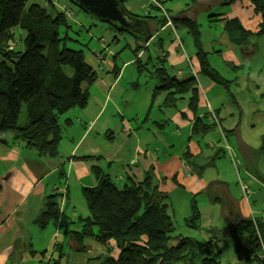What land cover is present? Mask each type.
Wrapping results in <instances>:
<instances>
[{"label":"crops","instance_id":"obj_1","mask_svg":"<svg viewBox=\"0 0 264 264\" xmlns=\"http://www.w3.org/2000/svg\"><path fill=\"white\" fill-rule=\"evenodd\" d=\"M121 1L126 11H130L133 6L138 5L142 11L146 12L147 8L151 7L156 13L152 15V11H148L147 14L143 13L140 15L133 13L134 15L131 14L133 16H148L149 18L157 16L159 21H163L161 24L157 20L147 19L151 37L141 45L143 48L136 46L133 50L136 58L134 63L136 64L138 60L141 62H139L140 64L147 65L144 68L149 70V65L152 64L153 60L151 55H148L144 49H147V45H150L157 39L158 34L164 29L174 30V21L170 19L167 10L164 9L167 2L172 0ZM164 2L166 4L162 5ZM183 16L184 13L176 18L178 19ZM186 17L197 21V18L193 15L187 14ZM256 28L252 32H255ZM176 40L178 46L181 48L180 41ZM247 48L252 52V46ZM155 50L157 52L156 57L162 60L160 63L151 65L153 73H155L157 68H160L166 72L167 76L175 75L181 80L193 79L199 91V104L195 114L189 112L188 94L171 95L170 90H162L157 91L158 93L154 95L156 86L159 85L157 75V84L154 86L151 100L142 99L135 102V98L129 90L121 85V78L119 75L117 76V70L115 69L114 77L109 74L108 79L106 77L101 79V90L98 91L97 95L98 101L94 104L96 105L95 111L87 108V102L86 108L74 110L72 113L66 112L60 118V124H64L66 120L71 123L65 129L66 141L70 140L68 153L59 154L53 160L49 158L39 160L33 157L31 152L26 151L20 143H14L12 136L3 139L5 144L0 143V264H20L38 259L42 261V258L51 257L54 254L52 249L55 245H58V249H61V245L55 244L56 242L54 243V241H57L61 237L62 204L70 200L69 182L74 180L80 191L82 188L91 187L95 183L90 172L89 162L74 158L78 156L100 157L98 165L110 178L112 166L121 165L122 172L119 175L121 181L127 179L128 175L132 172L137 181H140L149 171L152 173L153 182L157 185L158 191L167 194L169 201L171 189H181L186 193L194 192L192 196L195 197L198 211L201 214V222L203 218L208 219L203 222L201 231L186 228L188 230L186 232L187 236L198 241H201L203 238H212L215 241L219 240L222 233L227 231H225V227L229 226L230 230L233 228L235 218H237L236 220L249 219L244 212L245 209L247 213L253 214V211L249 208V199L257 193L264 191V185L261 182L257 184L255 191H252L248 185L242 182L239 177V171L235 167L237 177L235 184H238L237 186H240L241 190L236 195L231 182L226 178L213 179L211 181L203 178L205 170L202 166L217 167L216 159H221V155H226L223 149L219 151L217 145L205 142L206 153L200 160H196L203 151L199 152L197 147L189 144L188 150L181 154L175 142L163 135L164 125H166L165 121L169 119V111L179 113L184 121L191 124L189 141L193 138H204L210 129H217L220 132L219 140L221 139L227 143V136L233 137V135H237L239 127L232 117L234 116L233 111L228 106L215 109L213 101L210 104L208 102L205 104L200 103V97L214 87L215 83L201 73L197 58L198 52L192 58L181 59V53L175 42H172L171 49L167 51H164L161 43L158 46L155 44ZM199 51L202 55H206L202 49ZM174 58L181 60L174 63H181L182 67H173L172 72L174 71V73H171L166 64L172 63ZM185 71L188 74L186 77H183ZM248 83H251L250 87L259 88L255 92L262 91L264 93V74L260 76H246L242 82V87H247ZM159 94L163 98L161 107L169 113L163 115L166 119L156 121L150 117V112L151 106ZM181 96L187 97V101L183 105L186 111L178 108V101ZM121 103L123 110H121ZM202 116H207L206 122L213 124V127L202 135H192L194 119ZM72 118H76L77 125H74ZM178 123L182 129L187 125L185 122ZM108 129L111 130L110 136L105 134ZM179 137L180 135L177 138ZM60 145L61 141L59 148ZM241 145L248 148L246 143L241 142L239 147ZM226 150L232 162L235 160L233 156L238 161V153L234 149L231 150L226 145ZM29 155L30 162L33 164H28L29 159L27 156ZM243 156L245 160H248L245 152ZM18 158H21V165L9 164L11 159L15 160ZM27 165H29L28 168ZM60 172H62V175L59 176ZM47 181L50 182L47 184ZM204 187L205 190H202ZM246 192L248 193L247 195L245 194ZM51 194H58L60 211L54 219L56 222L52 224L55 228L50 243L46 244L43 242V232L34 224V220L42 210L45 198ZM241 201H245L246 206H242ZM257 219H262L258 220L262 225V233H259L262 247L259 256L264 257V211H262L261 216H257ZM52 221L47 228L51 225ZM213 228L214 234L212 233L213 235H211L209 230ZM202 230L208 232L205 233ZM111 243L113 244V242H110L108 245ZM113 247H115L114 244ZM219 249H221L222 255L221 245ZM118 253L119 250L117 255ZM233 253L235 254L234 249ZM234 256L239 260H245L244 257L239 258L236 254Z\"/></svg>","mask_w":264,"mask_h":264},{"label":"trees","instance_id":"obj_2","mask_svg":"<svg viewBox=\"0 0 264 264\" xmlns=\"http://www.w3.org/2000/svg\"><path fill=\"white\" fill-rule=\"evenodd\" d=\"M46 1L53 6V0ZM221 1L222 5H231L238 0ZM119 2L123 6L122 1ZM250 2L260 21L255 32L242 31L245 35L264 36V0ZM188 3L196 9L205 6L204 0H189ZM184 16L180 21L191 28L197 43L196 23L187 18L186 13ZM135 17L159 21L157 16ZM69 25L63 11L51 12L39 3L29 4V0H0V143L5 144L2 136L11 133L14 143H20L38 159L53 160L59 156L64 129L60 118L70 109L86 107L88 87L97 79V72L85 62L83 53L65 45ZM61 27L66 29L62 36ZM15 28L25 32L24 37L19 38L23 49L17 48ZM199 50L197 58L201 73L215 84L226 85ZM139 62L136 61L139 67L147 66ZM155 73L159 85L154 95L162 90H170L171 95L188 94L189 112L195 114L199 91L193 79L167 76L160 68ZM83 85L87 87L83 88ZM206 118L194 119L192 135H202L213 127ZM64 125L70 126L71 123L66 120ZM110 132L108 129L105 134L110 136ZM74 158L89 162L95 181L93 186L81 190L88 211L84 218L87 228L84 234H90V229L95 226L98 229L96 241L103 246L113 242L119 250L117 256H109L102 264H220L219 247L229 237L234 238L235 254L239 258L244 257L246 264H264V257L259 256L262 225L258 220L262 219H238L231 232L222 233L216 241L212 238L198 241L177 234L172 236L177 228L169 214V196L158 191L152 173L148 171L142 180L137 181L132 172L123 188H119L98 165L100 157ZM190 203L191 216L185 219V226L201 231L195 197ZM59 211L58 194L47 196L34 224L45 230ZM209 231L214 234V228Z\"/></svg>","mask_w":264,"mask_h":264},{"label":"rangeland","instance_id":"obj_3","mask_svg":"<svg viewBox=\"0 0 264 264\" xmlns=\"http://www.w3.org/2000/svg\"><path fill=\"white\" fill-rule=\"evenodd\" d=\"M53 1V6H50L46 0H29V4L39 3L51 12H65L68 24H70V28L67 29L68 37L64 42L65 45L70 49L80 50L83 53L85 62L97 72L96 81L88 87L90 97L87 108L89 110L95 111L96 105L94 104L98 101L97 95L98 91L101 90V79L105 77L108 79L110 75L114 77V71L116 70L117 76L119 75L121 78V85L129 90L135 98V102L142 99L150 101L154 86L157 84L156 74L152 72L153 67L151 65L160 63L162 60L156 57L155 44L158 46L161 43L164 51H167L171 49L172 42H175L181 53V59L192 58L199 48L202 49L206 54L205 57L209 66L223 77L226 85L215 84L209 91H206L205 95L200 97V103L205 104L208 102L210 104L213 101L215 109L228 106L233 111L234 116L232 117L239 127L237 135H233V137L227 136L226 143L221 139L219 140L220 132L217 129H210L204 138H193L189 141L191 124L184 121L180 117V114L175 111H169L170 113L164 111V108L161 107L163 99L161 94L157 95L151 106L150 117L156 121H161V119H166L163 115L169 113V119H166V125H164L162 133L166 138L175 142L181 154L188 150V145L190 144L197 147L199 152L203 151L196 159L200 160L206 153L205 142H211L217 145L219 151L222 149L225 151V156L221 155V159H216L217 167L202 166L205 170L204 179L211 181L213 179L226 178L231 182L236 195H238V192H241L240 186L235 184L237 181L236 169H238L242 182L248 185L252 191H255V187H257L259 182L264 185V93L262 91L255 92L259 88L250 87L251 83H248L247 87H242V82L246 76H260L264 74V36H256L250 33L245 35L242 31L243 29L249 32L254 31L260 19V16L254 12L250 0H238L231 5H222L221 0H215L217 1L216 4L215 1L204 0L205 6H200L197 9L189 5L188 0H172L167 2L164 9L167 10L170 19L174 21L175 27L174 30L164 29L158 34L157 39L150 45L148 44L147 49H144L148 55H151L153 60L152 64L149 65V70L143 66L139 67L134 63L136 58L133 50L136 46H141L143 43L138 42L125 32L115 30L107 23L96 20L76 6L71 5L67 0ZM165 4L166 2L162 3V5ZM131 9V12L127 10L130 14H147L148 11H152V15L156 14L151 7H148L146 12L142 11L138 5L133 6ZM180 12L193 15L197 18V21H195L196 30L198 31L197 43L191 28L180 21V18H176L182 14ZM65 30L63 27L59 29L61 36ZM13 32L17 37V48L23 49L19 38H23L25 32L19 28H15ZM176 39L180 41L181 48L178 46ZM250 46L253 48L252 52L248 49L244 51V47ZM176 61L180 62L181 60L174 58L172 63L166 64L171 73H174V71L172 72L173 67H182L181 63L175 64L174 62ZM187 74L188 72L185 71L183 77H186ZM85 87L87 86L83 85V88ZM186 101V96L179 98L178 108L180 110L184 109L183 111H186L183 108ZM74 110L82 109L73 108L68 112L72 113ZM121 110H123L122 103ZM72 120L74 125H77L76 118H72ZM178 122H185L187 125L182 129ZM63 127V138L58 149L59 154L68 153L70 145V140L66 141L65 137L67 126L63 124ZM179 135L180 137L177 138ZM11 136V133H7L2 136V139ZM241 142L246 143L248 148L242 145L239 147ZM226 145L238 153L239 162L233 156L235 165L226 150ZM244 152L247 154L248 160L243 158ZM27 158L29 159L28 164H33L30 162V155ZM20 159H11L9 164L21 165L22 161ZM39 160L44 159L40 158ZM121 172V165L112 166L110 169L111 179L119 188H123L124 184L128 181L127 179L120 180L119 175ZM49 182L47 181V184ZM69 185L70 200L62 204L61 237L57 241H54V243L56 242L55 244L61 245V249H58V245H55L52 249L54 254L51 257L42 258V261L38 259L20 264H102L109 256L117 255L118 250L113 247L112 243L106 247L98 244L96 241L97 227L93 226L90 229V234H84V230L87 229L84 221V218L88 216L87 206L79 187L77 188L76 182L71 180ZM202 190H205V187ZM169 193V214L177 228L176 233H173L172 236L177 234L182 237H188L185 219L191 216L190 202L194 192L186 193L181 189L175 188L174 190L171 189ZM249 201V208L253 211V214L247 213L245 209L244 212L247 214V217L253 219V217L261 216L262 211H264V191L257 193ZM241 204L242 206H246L245 201H241ZM236 219H234V224ZM207 220V218H203L201 222L200 218L201 226ZM53 222L56 221H52L51 227L49 226L47 229L41 230L43 232V242L46 244L50 243L51 236L53 235L55 228L52 225L54 224ZM45 231L46 233H44ZM225 231L226 234L231 232L229 226L225 227ZM234 243V238L231 237L221 243L222 255L220 257V264H245L243 260H239L234 256Z\"/></svg>","mask_w":264,"mask_h":264},{"label":"water","instance_id":"obj_4","mask_svg":"<svg viewBox=\"0 0 264 264\" xmlns=\"http://www.w3.org/2000/svg\"><path fill=\"white\" fill-rule=\"evenodd\" d=\"M71 5L95 18L112 25L116 30L125 32L144 43L151 37L148 22L129 14L119 0H67Z\"/></svg>","mask_w":264,"mask_h":264},{"label":"built area","instance_id":"obj_5","mask_svg":"<svg viewBox=\"0 0 264 264\" xmlns=\"http://www.w3.org/2000/svg\"><path fill=\"white\" fill-rule=\"evenodd\" d=\"M245 194L247 195L248 193L246 192Z\"/></svg>","mask_w":264,"mask_h":264}]
</instances>
